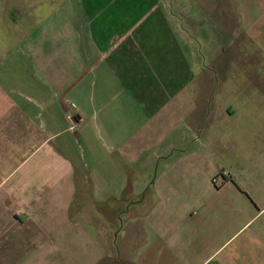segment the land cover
<instances>
[{
	"label": "crops",
	"instance_id": "1",
	"mask_svg": "<svg viewBox=\"0 0 264 264\" xmlns=\"http://www.w3.org/2000/svg\"><path fill=\"white\" fill-rule=\"evenodd\" d=\"M203 1L0 11V264H264V0H215L234 71Z\"/></svg>",
	"mask_w": 264,
	"mask_h": 264
},
{
	"label": "rangeland",
	"instance_id": "2",
	"mask_svg": "<svg viewBox=\"0 0 264 264\" xmlns=\"http://www.w3.org/2000/svg\"><path fill=\"white\" fill-rule=\"evenodd\" d=\"M47 0H0V11H2V13L4 11H6V18L7 21L9 23L12 22L13 24V15H17V11L22 10V11H26V12H30L32 13H36L37 17H42L46 14H48L49 12H51L52 6L51 4L46 2ZM228 0H223V2L227 3ZM204 8L203 10H201V13L198 14L199 18L201 16L202 22H203V34L202 35V39L200 40V48L202 49V52L205 53L206 50V54H208V50L209 47L210 48H214V47H218L219 49L221 47H219V45L223 44L226 45L229 44L228 48L224 49L223 51H218V52H212L213 55H215L214 59L212 61V63L209 65V68H211V70H216V71H220L217 69V65H219L220 63H222V58L227 59H231L230 63H229V68L234 71L235 68V62L240 63L241 60L243 61L244 58L248 60L249 64L248 65H253L255 64V57L256 55V46L254 45L253 42L249 41L248 43H246V41H243V39H239L236 40V36L238 34L237 32H234V37H233V44L231 45V42L229 40V36L224 38V31L223 29H221L219 26L214 25V23L212 22L213 20L211 18L212 17V12L217 13L216 17L218 19H220V17H222V11L217 12L216 10V5H215V0H204ZM237 3L239 4V0L237 1ZM236 9H239L240 6L235 7ZM1 14V13H0ZM3 19V17H2ZM212 23L213 26L210 27L209 23ZM0 23H1V17H0ZM3 26H0V42L2 39L4 38H8L7 34H6V29L2 28ZM217 27V28H215ZM15 29V28H13ZM205 29V32H204ZM209 37V38H208ZM228 38V39H226ZM226 39V42H225ZM212 46V47H211ZM217 49V50H219ZM212 50V49H211ZM227 51V55L225 54V52ZM5 55V54H3ZM248 56V57H247ZM234 57H237V59H233ZM233 59V60H232ZM239 61V62H238ZM227 63V64H228ZM226 64V63H225ZM251 66V67H253ZM256 66V65H255ZM254 69V68H253ZM256 70V67H255Z\"/></svg>",
	"mask_w": 264,
	"mask_h": 264
},
{
	"label": "built area",
	"instance_id": "3",
	"mask_svg": "<svg viewBox=\"0 0 264 264\" xmlns=\"http://www.w3.org/2000/svg\"><path fill=\"white\" fill-rule=\"evenodd\" d=\"M226 176H228V173H227V172L222 171L221 173H217V174L214 175V177H213V182H214L215 184H220V179H221V177H226Z\"/></svg>",
	"mask_w": 264,
	"mask_h": 264
}]
</instances>
